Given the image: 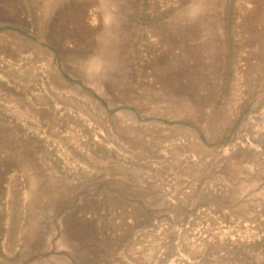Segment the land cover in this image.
I'll use <instances>...</instances> for the list:
<instances>
[{"label": "rangeland", "instance_id": "obj_1", "mask_svg": "<svg viewBox=\"0 0 264 264\" xmlns=\"http://www.w3.org/2000/svg\"><path fill=\"white\" fill-rule=\"evenodd\" d=\"M0 264H264V0H0Z\"/></svg>", "mask_w": 264, "mask_h": 264}]
</instances>
